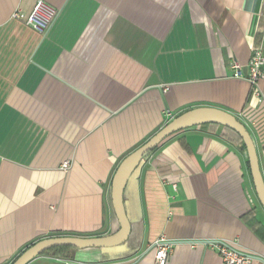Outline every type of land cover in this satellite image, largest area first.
I'll return each instance as SVG.
<instances>
[{"label":"crops","instance_id":"1","mask_svg":"<svg viewBox=\"0 0 264 264\" xmlns=\"http://www.w3.org/2000/svg\"><path fill=\"white\" fill-rule=\"evenodd\" d=\"M255 48L264 53V0H0V264L47 237L116 232L121 161L195 107L247 125L264 177V77L262 103L247 80ZM245 148L220 123L168 136L128 178L126 242L28 264H158V241L167 264H223L219 242L264 264Z\"/></svg>","mask_w":264,"mask_h":264},{"label":"water","instance_id":"2","mask_svg":"<svg viewBox=\"0 0 264 264\" xmlns=\"http://www.w3.org/2000/svg\"><path fill=\"white\" fill-rule=\"evenodd\" d=\"M209 123H220L235 130L241 136L243 143L247 147L246 150L254 188L264 208V177L261 172L257 146L253 135L250 134V130L242 120L230 111L212 106L195 107L173 117L144 144L132 151L121 161L112 180L111 192L113 207L120 223V228L116 232L105 236L83 237L66 235L47 237L23 250L11 264H28L43 252L57 246L111 248L126 242L130 235L129 232H131V222L124 203V191L129 180L128 178L140 165L144 156L151 150L153 151L168 136L189 127Z\"/></svg>","mask_w":264,"mask_h":264},{"label":"built area","instance_id":"3","mask_svg":"<svg viewBox=\"0 0 264 264\" xmlns=\"http://www.w3.org/2000/svg\"><path fill=\"white\" fill-rule=\"evenodd\" d=\"M41 10V3L36 6L34 12L29 16L28 22L38 27L41 25L39 16ZM249 75L248 79L255 88L256 95L259 101L263 102V91L259 84L261 78L264 77V53L261 48H255L250 56L249 60ZM232 67L235 69L234 76L241 77L242 71L239 63H235ZM250 121V120H249ZM252 123L256 124L255 119H251ZM246 125V124H245ZM247 126V125H246ZM69 162L64 163V167L67 168ZM163 241V239L161 240ZM155 250V259L158 264H167L169 258V246L165 242H157ZM219 253L222 256L223 264H252V258L250 255L240 251L230 243L219 242Z\"/></svg>","mask_w":264,"mask_h":264},{"label":"trees","instance_id":"4","mask_svg":"<svg viewBox=\"0 0 264 264\" xmlns=\"http://www.w3.org/2000/svg\"><path fill=\"white\" fill-rule=\"evenodd\" d=\"M211 124H216V123H211ZM227 127V126H226ZM227 128H229V127H227ZM229 129H231V128H229ZM231 130H233V129H231ZM236 134H237V136L242 140V138H241V136L235 131V130H233ZM243 141V140H242ZM243 145H244V147H246L245 146V144L243 143ZM156 148V147H155ZM154 148V149H155ZM247 148V147H246ZM245 148V149H246ZM153 149V150H154ZM150 152H152V150L150 151ZM150 152H148L146 155H148ZM145 155V156H146ZM144 156V157H145ZM70 248H73L72 246H57V247H53V248H50V249H48V250H55L56 252H57V254H59V255H62V256H67V251L70 249ZM47 250V251H48ZM46 252V251H45ZM45 252H43V253H45Z\"/></svg>","mask_w":264,"mask_h":264}]
</instances>
